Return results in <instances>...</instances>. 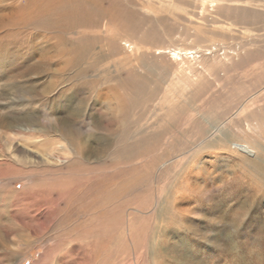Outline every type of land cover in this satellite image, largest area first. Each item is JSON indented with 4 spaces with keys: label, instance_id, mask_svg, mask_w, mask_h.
<instances>
[{
    "label": "rangeland",
    "instance_id": "rangeland-1",
    "mask_svg": "<svg viewBox=\"0 0 264 264\" xmlns=\"http://www.w3.org/2000/svg\"><path fill=\"white\" fill-rule=\"evenodd\" d=\"M11 116L63 150L0 167V264H264V0H0Z\"/></svg>",
    "mask_w": 264,
    "mask_h": 264
},
{
    "label": "bare ground",
    "instance_id": "bare-ground-1",
    "mask_svg": "<svg viewBox=\"0 0 264 264\" xmlns=\"http://www.w3.org/2000/svg\"><path fill=\"white\" fill-rule=\"evenodd\" d=\"M174 50L175 49H173V53L179 52L177 50V52H175ZM253 99L254 98L251 97L250 100L244 106L249 108L253 102ZM244 101L245 100H243V102ZM70 111H72L73 113L76 112V110H74L73 108H71ZM253 114L254 113L248 111V113H243V115L239 117H229L228 120H225V122L222 123L219 127H217V125L215 124H208L209 127L208 129H206L204 135L205 139L203 140L206 145L203 147H207L213 144V142L222 139L228 141V133L230 132L229 130H234L238 126L244 125L250 129L251 118L256 120V117H254ZM240 117L242 118V122L245 121L244 124L240 123ZM15 118V116H11L8 118L0 119V167L18 166L20 168H23V166H25L26 164H28V166H32V163L36 160L40 162L44 161L46 163H53V159L58 160L60 158V156L56 155V152L63 150V147H61V145H59V147H55V145H57L56 143H59L60 141L50 142L48 139H46L48 136L38 135L37 130H35L31 124L22 122L21 126L17 125ZM222 126L224 128H228L229 130L225 128V133L222 132L220 129ZM15 130L16 134L11 136L10 133L13 134L12 132H15ZM254 159L256 161L257 157H255ZM262 164H264V160ZM7 192L8 194L6 193V191L5 193H3L4 197H15L16 199H13V201L15 202L14 204L18 206V208L20 207V204H17V202H19V200H17L19 196L22 197L23 202L24 200H26L27 207H31L32 205H35L33 200L35 196H38L39 194L38 190L36 191L35 189L30 188L29 186H26L21 192H17L15 190L10 189ZM43 204L45 207L49 205L46 202H44ZM48 213L49 212H47L45 216H43V220L47 221L46 218ZM30 214L31 213H29V215ZM31 218L33 217L31 216ZM2 241H4V238L2 239Z\"/></svg>",
    "mask_w": 264,
    "mask_h": 264
}]
</instances>
